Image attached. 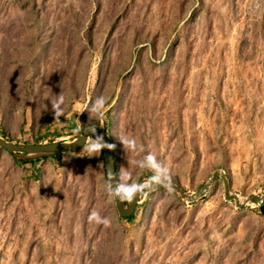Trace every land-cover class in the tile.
I'll return each mask as SVG.
<instances>
[{
  "label": "rangeland",
  "instance_id": "374dc122",
  "mask_svg": "<svg viewBox=\"0 0 264 264\" xmlns=\"http://www.w3.org/2000/svg\"><path fill=\"white\" fill-rule=\"evenodd\" d=\"M91 124L129 183L152 175L151 153L188 193L216 170L242 199L264 193V0H0V134L72 141ZM90 142L39 181L0 147V264H264V214L226 200L222 179L196 201L145 191L126 219Z\"/></svg>",
  "mask_w": 264,
  "mask_h": 264
},
{
  "label": "water",
  "instance_id": "95a60500",
  "mask_svg": "<svg viewBox=\"0 0 264 264\" xmlns=\"http://www.w3.org/2000/svg\"><path fill=\"white\" fill-rule=\"evenodd\" d=\"M90 137L93 139L99 137L103 144L112 146L111 148L102 147L100 150L102 153L103 166L107 183L111 176L110 183L114 186L115 174L117 173V164L113 144L107 132L101 130L97 124L89 125L72 141L59 140L45 143H17L11 141L8 136H3L0 134V147L13 154L16 158L27 159L31 157L53 156L68 151L75 152L82 146H84ZM219 178L223 181L225 199L234 200L237 207L243 208L248 203H252L258 207L264 206V193H250L245 198H243L242 201H240L239 196L231 192L228 177L224 174V172L219 170L214 171L211 174L209 180L194 193H188L184 187L172 181H167L166 186L154 185L153 187L148 188L145 191L170 189L179 193L182 198H186L189 201H196L205 196L210 187ZM147 180H142L141 182ZM141 194L127 204L114 200V205L118 214L122 217L130 216L134 212Z\"/></svg>",
  "mask_w": 264,
  "mask_h": 264
},
{
  "label": "clouds",
  "instance_id": "9594fccd",
  "mask_svg": "<svg viewBox=\"0 0 264 264\" xmlns=\"http://www.w3.org/2000/svg\"><path fill=\"white\" fill-rule=\"evenodd\" d=\"M64 100V96L60 94L50 102L53 120L57 122H59L60 117L64 113V108L62 107V105L64 104ZM104 105V97H98L96 100H94L92 104L87 108L89 118H93L96 120L102 119L104 114ZM119 140L126 153H131L133 156L136 155L138 144L135 138L120 137ZM102 147L111 148L112 146L103 144L99 137L95 139L91 138V142L87 151H89V153L93 155L99 154V151ZM140 168L142 171L147 170L152 173L147 181L137 183L136 180H133L129 183L127 182L129 181V173L121 169L118 173L115 174V183L113 186V184L110 183V176L107 190L113 200L130 203L142 192H144L148 188L153 187L154 185L166 186L169 178L168 169L166 167L162 169L155 161V158L151 153L143 157V162L141 163ZM89 220L98 225H103L104 227H107L110 223V221L106 217L100 216L95 211L90 213Z\"/></svg>",
  "mask_w": 264,
  "mask_h": 264
},
{
  "label": "crops",
  "instance_id": "0c3cea01",
  "mask_svg": "<svg viewBox=\"0 0 264 264\" xmlns=\"http://www.w3.org/2000/svg\"><path fill=\"white\" fill-rule=\"evenodd\" d=\"M54 156V155H53ZM25 164L30 167V172L32 174V178L35 181H39L43 178V167H48L53 163V157L52 156H45V157H31L28 158L27 161H25Z\"/></svg>",
  "mask_w": 264,
  "mask_h": 264
},
{
  "label": "trees",
  "instance_id": "16d2710c",
  "mask_svg": "<svg viewBox=\"0 0 264 264\" xmlns=\"http://www.w3.org/2000/svg\"><path fill=\"white\" fill-rule=\"evenodd\" d=\"M115 153V152H114ZM60 155H62V153L61 154H58V155H54L53 157H57V156H60ZM117 173H118V171H117ZM149 191H151V190H149ZM144 193V192H143ZM142 193V194H143ZM141 194V195H142ZM125 203V202H124ZM259 208V210H260V212L261 213H263L264 214V206H262V207H258ZM126 219H132L133 218V214H131L130 216H127V217H125Z\"/></svg>",
  "mask_w": 264,
  "mask_h": 264
},
{
  "label": "bare ground",
  "instance_id": "6f19581e",
  "mask_svg": "<svg viewBox=\"0 0 264 264\" xmlns=\"http://www.w3.org/2000/svg\"><path fill=\"white\" fill-rule=\"evenodd\" d=\"M239 200L242 201L243 199L239 197Z\"/></svg>",
  "mask_w": 264,
  "mask_h": 264
}]
</instances>
